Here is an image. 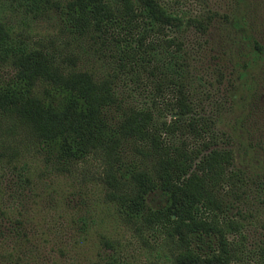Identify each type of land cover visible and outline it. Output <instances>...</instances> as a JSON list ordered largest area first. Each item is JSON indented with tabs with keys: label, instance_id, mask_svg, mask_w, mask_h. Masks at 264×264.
<instances>
[{
	"label": "trees",
	"instance_id": "1",
	"mask_svg": "<svg viewBox=\"0 0 264 264\" xmlns=\"http://www.w3.org/2000/svg\"><path fill=\"white\" fill-rule=\"evenodd\" d=\"M183 1L0 0V264H264V0Z\"/></svg>",
	"mask_w": 264,
	"mask_h": 264
},
{
	"label": "rangeland",
	"instance_id": "2",
	"mask_svg": "<svg viewBox=\"0 0 264 264\" xmlns=\"http://www.w3.org/2000/svg\"><path fill=\"white\" fill-rule=\"evenodd\" d=\"M182 9H190V6L187 4V1H183V5L180 6ZM13 20L17 23V18L15 17ZM29 27L27 28L28 32L31 35L36 36L37 38H42V37H48V35H51L52 33V28L51 25L48 24L47 22L38 20V21H32V22H27ZM97 173V166L93 160H90L88 163H80L75 166V170L72 173H67L66 174H61L63 179L66 182V186H69L70 184L73 185L74 189L73 191H76V195H73L72 199H81L83 203L87 199L93 198L92 196L96 197L99 196L98 190L100 188L96 185V179L95 175ZM53 179L55 180L56 183H61L56 181L57 180V175L51 174L50 175ZM51 179H48L51 181ZM71 183H70V181ZM61 181V180H59ZM71 188H69L70 191ZM86 192L88 194V197L85 195ZM86 199V200H84ZM85 204V203H84ZM84 206H82V209Z\"/></svg>",
	"mask_w": 264,
	"mask_h": 264
}]
</instances>
